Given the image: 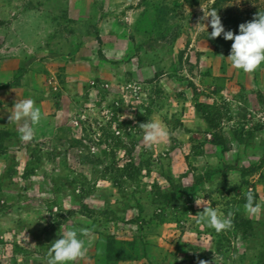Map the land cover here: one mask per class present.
<instances>
[{"label":"rangeland","instance_id":"rangeland-1","mask_svg":"<svg viewBox=\"0 0 264 264\" xmlns=\"http://www.w3.org/2000/svg\"><path fill=\"white\" fill-rule=\"evenodd\" d=\"M102 5L124 29L101 34ZM212 9L235 35L264 0H0V90L59 114L27 142L0 127V264H47L73 226V264H264V212L243 207L264 205V63L231 66ZM149 120L169 134L151 148ZM203 207L232 227L198 223Z\"/></svg>","mask_w":264,"mask_h":264},{"label":"clouds","instance_id":"clouds-1","mask_svg":"<svg viewBox=\"0 0 264 264\" xmlns=\"http://www.w3.org/2000/svg\"><path fill=\"white\" fill-rule=\"evenodd\" d=\"M204 17H210L207 25L211 28V32L207 33L209 39L222 36L225 41H232L226 59L230 61L234 69L250 73L264 63V13H257L251 21L238 25L235 35L231 30H225L215 9L210 10L207 15L204 14ZM201 25L206 29L204 24ZM12 109L9 119L13 122L25 121L19 129V138L25 142L30 141L33 137V126L38 124L41 119V111L34 106V101L31 98L14 103ZM28 121L31 122V126ZM140 128L143 130V142L148 148L164 142L169 135L158 120H149L140 124ZM203 197L202 194L201 199ZM243 207L249 215L253 216L264 212V205L254 200L251 191L245 194ZM197 215L198 223L203 221L217 233L230 229L233 224L231 211L225 215L213 207H203V210ZM84 232H86L85 229L75 226L67 228L58 239L50 244L47 264H73L75 260L82 257L85 246L80 234ZM200 264H204V262L201 261Z\"/></svg>","mask_w":264,"mask_h":264},{"label":"crops","instance_id":"crops-1","mask_svg":"<svg viewBox=\"0 0 264 264\" xmlns=\"http://www.w3.org/2000/svg\"><path fill=\"white\" fill-rule=\"evenodd\" d=\"M98 1L99 2H103V1L106 2L107 0H98ZM100 4H102V3H100ZM105 7L102 5V8L104 9V13L102 15H99L100 18L98 17L99 19L97 18V20H96L97 27L100 30L102 29L101 34L103 31L104 35H111L112 32H110V33L107 32V28L109 27V24H110V27L114 24V27H118V28L123 27V29H124V22L122 21L123 20L122 16L112 15L113 12L108 11L107 7H106V9H105ZM91 9L89 8V12H92V11H90ZM98 13H99V10H98ZM67 14H68V17L73 19V21L76 20V16H75L76 14L74 12V9L73 8L71 9L70 5L67 6ZM89 17H91V16L88 15L87 19H90ZM112 22H114V23H112ZM106 37H111V36H106ZM45 54H47V51ZM92 69L94 70V72L95 71L97 72L96 67H92ZM5 89L9 90L7 88H5ZM6 90H4V89L0 90V127L2 129L6 130L7 132H11V133L12 132H18L19 133V129L23 126L25 121L21 120V121L13 122L11 119H9V117L12 113V110H13L12 106H13L14 102H13V100L8 99L9 91H6ZM10 90H12V89H10ZM61 107H62V104L57 106V112H56L57 114L60 111ZM58 115H56V117L53 118L52 116H48L45 113H43V110H42V116H41L39 123L36 124L35 126H33V129H34L33 134H36L38 129H41L38 127H45L44 129L46 130L45 131L46 134L51 133L54 129L57 130L59 128V126H55L54 124L56 122L55 118H57ZM28 123L31 126V122L28 121Z\"/></svg>","mask_w":264,"mask_h":264},{"label":"trees","instance_id":"trees-1","mask_svg":"<svg viewBox=\"0 0 264 264\" xmlns=\"http://www.w3.org/2000/svg\"><path fill=\"white\" fill-rule=\"evenodd\" d=\"M109 251H110L111 255L108 254V255H110V257L109 256L107 257L108 263L122 261V260L126 259L125 254H124V257H122V253H121L122 251H118V249H116V251H115L114 248H110Z\"/></svg>","mask_w":264,"mask_h":264}]
</instances>
